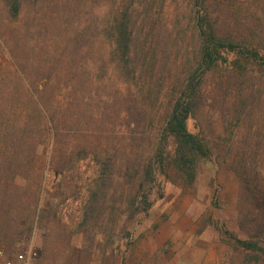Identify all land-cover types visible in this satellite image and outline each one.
Masks as SVG:
<instances>
[{"label": "rangeland", "instance_id": "374dc122", "mask_svg": "<svg viewBox=\"0 0 264 264\" xmlns=\"http://www.w3.org/2000/svg\"><path fill=\"white\" fill-rule=\"evenodd\" d=\"M21 3L15 16L11 0H0V179L11 183L13 173H20L17 187L12 185L10 191L17 188L23 196L19 220L10 223L20 233L16 240L0 242V250L10 257L38 251L29 264H264L259 252L241 247L220 231L225 224L237 237L252 238L240 225L239 179L231 166L239 145L232 153L230 146L244 138V134L237 138L241 128L245 134L250 127L258 128L253 140L264 135V65L226 48L220 49L222 59L206 75L211 98L204 113L198 114L200 120H187L190 132L206 135L219 147H214L211 162L197 161L198 178L191 184L169 167L154 181L144 180L143 168L131 173L136 203L132 209L123 199L104 205L107 215L103 226L96 228L94 258L84 250L92 242L90 228L82 227L85 204L103 174L102 160L110 155L120 162L123 156L125 169L131 151L134 159L152 154L155 136L171 107L170 89L198 66V16L205 17V28L212 25L246 51L264 56V0ZM121 9L129 11L143 67L138 86L134 85L143 90L139 101L148 108L144 140L134 138L139 132L134 135L127 126L124 109L129 95L110 62L112 46L104 32ZM30 82L39 86L44 101L58 104L56 144L49 140L47 129L46 139L39 128L35 136L31 126L26 133L29 142L19 146L15 121L39 115ZM227 93L230 103L239 93L255 96L241 122L222 102ZM33 141L40 143L34 157ZM169 151L174 153L172 140ZM126 182L120 178L117 186L128 188ZM146 194L153 202L148 215L140 209ZM3 260L0 256V264Z\"/></svg>", "mask_w": 264, "mask_h": 264}, {"label": "trees", "instance_id": "16d2710c", "mask_svg": "<svg viewBox=\"0 0 264 264\" xmlns=\"http://www.w3.org/2000/svg\"><path fill=\"white\" fill-rule=\"evenodd\" d=\"M11 4L13 15L18 16L22 9L21 0H11ZM204 18L198 16V32L201 38L198 66L195 71L185 77L184 81H178L175 83V87L170 89L171 107L164 116L161 132L155 136L152 154L148 159L143 157L140 159L139 154V158L134 159L131 151L125 157V169L122 163L123 156L120 162L118 158L110 155L105 160H102L103 174L98 178L96 187L85 204L82 222L83 228H90L89 237L92 240L91 244L84 245V247L94 253H97V249L93 241L99 233L96 228L97 226H103L107 215V209L104 205L108 202L116 205L118 201L123 199L132 209L136 203V194H133L130 188L133 181H130V179L134 175L131 173H136L135 171L137 170L139 172L143 168L144 180H148L147 178L150 177V180L154 181L157 173L162 171L163 173H168L169 167V169L174 168L185 183L191 184L198 178L199 167L197 161L201 165L211 162L214 147H219L212 143V139L206 135L190 132L187 120L190 117L199 118L198 114L204 113L203 110L211 98V93L206 88L208 85L206 75L222 59L220 49L226 48L241 55L251 56L254 60H257L256 62L264 65V56H260L254 51H246L242 45L218 34L212 25L208 29L205 28L206 22ZM104 32L112 46L109 54L110 62L113 64L115 71L123 78V82L125 81L126 87L124 86L123 90L127 91L129 95L124 109V116L129 117L127 126L131 128L130 131L134 135L136 131L139 132V135L134 138L142 137L140 139L144 140V136L148 133L146 128L147 119L145 118L148 108L139 101L142 98L143 90L137 87V81L143 67L138 59L136 31L134 26L131 25L129 11L121 9L113 21L105 28ZM79 49L81 50V47ZM20 68L23 70L22 66ZM30 84L32 88H35V92L31 95V100L39 115L31 116L29 114L28 118L25 116L23 119L20 118L15 121L13 131L20 138L19 146L21 147V145H26L29 142L26 133L31 126L33 133L39 128L40 135H45L46 139L48 131L49 140L54 141L56 144L58 139H60V132L55 118L58 104L50 103L48 100L44 101L38 93L39 86H34L31 82ZM229 96L230 93L224 94L222 102L227 105L229 112L232 110L235 112L241 122L244 116L248 115L247 111L253 108V106L250 107L249 100L255 98V96L239 93L234 103L232 101L230 103ZM242 100L244 103L241 102ZM131 106L134 107V111ZM33 116L36 118L35 125H33ZM131 122L133 125H131ZM201 128L204 130L203 127ZM248 132L249 134H245L241 128L237 138L243 134L244 138L242 141L240 140L239 144L234 143L233 146L231 145L230 150L232 153V150L239 145L237 148L238 154L232 156L231 166L236 171L239 179L240 225L243 228H248L252 238L242 239L237 237L225 224H221L220 231L234 239L241 247L257 251L264 257V135L262 139L253 140L252 136L257 134L259 129L253 130L250 127ZM39 133H34V135L36 136ZM149 134L151 135V132ZM40 140H43V138ZM170 140H172L174 145V153L169 151ZM33 142L37 144L33 148L32 156L34 157L38 154L37 147L40 146V143ZM28 169V167L23 168L24 171ZM123 169L124 171H122ZM121 172L124 174H121ZM17 174L20 173H17V171L13 173L11 183L5 181L2 183L0 179V242L2 243L16 240L17 235L20 233L10 225V223L15 224L19 220L18 215L21 214L18 211L20 210L19 205L23 201V196L22 194L18 195L19 191L17 188L14 191H10L12 185L16 186L14 183L16 182ZM120 178H124V181H129L126 182L128 188H119L117 186V181ZM143 186L144 182H141L140 187L143 188ZM142 204L143 206L140 209L148 215L153 205V202L149 200L148 194L143 196ZM254 264H259V262Z\"/></svg>", "mask_w": 264, "mask_h": 264}, {"label": "built area", "instance_id": "2783aa9c", "mask_svg": "<svg viewBox=\"0 0 264 264\" xmlns=\"http://www.w3.org/2000/svg\"><path fill=\"white\" fill-rule=\"evenodd\" d=\"M0 256L4 258L2 264H29L30 258L38 257V251L31 250L27 253H18L15 257L6 256L3 250H0Z\"/></svg>", "mask_w": 264, "mask_h": 264}, {"label": "crops", "instance_id": "0c3cea01", "mask_svg": "<svg viewBox=\"0 0 264 264\" xmlns=\"http://www.w3.org/2000/svg\"><path fill=\"white\" fill-rule=\"evenodd\" d=\"M84 250H86V251L90 252V254H91V258H94V257H95V255H94L95 253H94L93 251H91V250H88V249H86V248H85Z\"/></svg>", "mask_w": 264, "mask_h": 264}]
</instances>
